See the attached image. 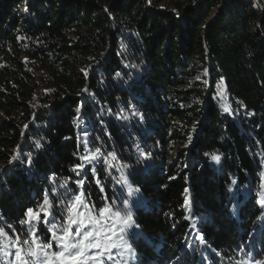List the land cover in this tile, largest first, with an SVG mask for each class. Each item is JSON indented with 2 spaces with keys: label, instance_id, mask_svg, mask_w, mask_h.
Returning a JSON list of instances; mask_svg holds the SVG:
<instances>
[{
  "label": "trees",
  "instance_id": "trees-1",
  "mask_svg": "<svg viewBox=\"0 0 264 264\" xmlns=\"http://www.w3.org/2000/svg\"><path fill=\"white\" fill-rule=\"evenodd\" d=\"M84 131L107 163L81 199L97 217L129 200L135 264L264 258V0H0L5 242L53 180L83 178Z\"/></svg>",
  "mask_w": 264,
  "mask_h": 264
},
{
  "label": "snow or ice",
  "instance_id": "snow-or-ice-1",
  "mask_svg": "<svg viewBox=\"0 0 264 264\" xmlns=\"http://www.w3.org/2000/svg\"><path fill=\"white\" fill-rule=\"evenodd\" d=\"M224 111L228 112L229 109L225 107ZM132 115L135 116L137 113L133 112ZM117 119L127 121L130 117L121 113L117 115ZM89 135L87 131L81 134L85 155L81 157L79 164L73 166L74 169L78 170L76 172L77 177L83 174V178L75 181L69 178L68 181L59 184L53 180L51 193L45 190L42 202L37 205V208L26 210L25 219L19 222L20 231H16L13 226H6L13 233L7 242L4 241L7 236L5 228L0 227V264H4V256H8L10 260L18 262V264H129V261L135 259L132 242L139 233L134 232L133 229L139 228V225L136 224L129 200L124 199L122 207L115 210L108 206L99 208V219L94 222L89 221L90 224H93L92 227L86 225L83 220L76 218L82 215V208H88L89 215H91L92 209L95 207V205L88 204L86 200L81 199L80 189L87 182V174L84 173L85 168H89L97 161L107 163L102 148L93 149L89 144ZM108 135L110 136V133ZM98 139L99 137H97ZM107 155L114 160L117 159L113 153ZM140 155L143 158H149L151 153L142 151ZM14 159L15 157H13ZM211 159L218 163L220 156L213 154ZM28 163L30 165L31 160ZM122 166L127 167L126 165ZM90 171L94 182L101 192H104V186L101 184L100 176L95 167H91ZM52 175L55 177L56 174ZM109 176H111V170ZM70 182L77 185L75 192L68 187ZM118 183L127 184V177L121 176ZM139 191L138 187H129L127 194L132 196L134 192L138 193ZM107 199L105 196V200ZM52 200H55L56 203L52 204ZM116 202L117 198H112L110 201L112 205H115ZM56 209H60V211L57 212ZM73 213H76V216ZM106 214L107 220H114L115 222H106ZM102 220L105 222L100 223ZM95 224H99V227H96ZM41 225L48 231L47 240L39 235ZM73 227H75V232L72 231ZM249 259H252L251 254H249ZM254 264H262V262L255 260Z\"/></svg>",
  "mask_w": 264,
  "mask_h": 264
},
{
  "label": "rangeland",
  "instance_id": "rangeland-1",
  "mask_svg": "<svg viewBox=\"0 0 264 264\" xmlns=\"http://www.w3.org/2000/svg\"><path fill=\"white\" fill-rule=\"evenodd\" d=\"M260 202L261 201H263L262 199L261 200H259ZM81 212H82V215H80V216H77L76 218L77 219H80V220H83V222L86 224V225H88L89 227H92L93 226V224H90L89 223V221L91 220V221H95V220H98V217L95 215V214H93V215H89V211H85L84 213H83V211H82V209H81ZM73 215L74 216H76V213H73ZM105 221H100V223H104ZM106 222H108V223H114L115 221L114 220H107V215H106ZM95 226L96 227H99V224H95ZM73 232H75V227H73ZM3 260H4V263L5 264H18V262H14V261H12V260H10V258L8 257V256H4L3 257ZM261 262H262V264H264V258H262L261 260H260ZM129 264H135V260H131V261H129ZM238 264H254V262H247V261H241V262H239Z\"/></svg>",
  "mask_w": 264,
  "mask_h": 264
}]
</instances>
